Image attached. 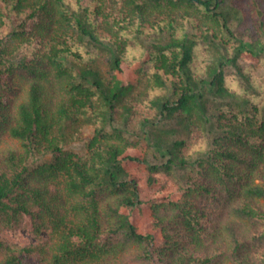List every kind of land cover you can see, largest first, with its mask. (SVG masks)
Instances as JSON below:
<instances>
[{"label":"trees","instance_id":"obj_1","mask_svg":"<svg viewBox=\"0 0 264 264\" xmlns=\"http://www.w3.org/2000/svg\"><path fill=\"white\" fill-rule=\"evenodd\" d=\"M260 66L264 0H0V264H264Z\"/></svg>","mask_w":264,"mask_h":264},{"label":"rangeland","instance_id":"obj_2","mask_svg":"<svg viewBox=\"0 0 264 264\" xmlns=\"http://www.w3.org/2000/svg\"><path fill=\"white\" fill-rule=\"evenodd\" d=\"M257 74L260 76H264V68L263 66H260L257 70H256ZM87 132L91 133L93 131V129L91 127H87ZM1 146L2 147H9V146H20V142L17 141L14 138H11L10 136H4L2 142H1ZM69 148L75 150L76 152L82 154L84 153L85 150V144L84 143H73L71 145L68 146ZM10 237L13 238L14 240L18 241V242H22V243H31L35 241V238L33 235H31L29 232H27L25 229H20L18 231H11L10 232Z\"/></svg>","mask_w":264,"mask_h":264}]
</instances>
